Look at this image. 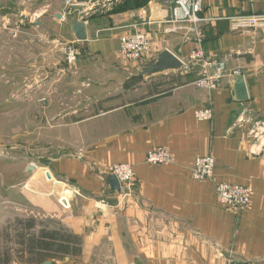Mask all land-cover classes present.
Here are the masks:
<instances>
[{"label": "crops", "instance_id": "0c3cea01", "mask_svg": "<svg viewBox=\"0 0 264 264\" xmlns=\"http://www.w3.org/2000/svg\"><path fill=\"white\" fill-rule=\"evenodd\" d=\"M144 1L140 8L91 16L88 40L79 42L78 61L66 72L75 94L103 103L104 110L62 124L58 156L39 158L43 167L23 165L7 174V218L30 211L58 219L82 238L80 256L42 264H264V151L252 155L247 129H233L241 104L264 121V34L233 33L230 23L264 15V0H200L198 25L175 21L170 0ZM136 33L151 44L140 62L120 53L122 39ZM68 35L76 41L71 25ZM199 49L209 62L240 69L247 102L237 101L241 77L225 78L213 92L199 89L196 78L164 91L135 84L140 78L133 73L163 52L187 62ZM201 109H212L214 119L197 121ZM157 148L170 151L173 163L147 164ZM208 155L216 162L214 180L197 181L194 162ZM121 164L133 168L136 183L126 199L112 190L106 173ZM218 183L249 187L247 209L237 214L220 205ZM70 194L66 210L59 199ZM7 264L29 263L15 257Z\"/></svg>", "mask_w": 264, "mask_h": 264}, {"label": "rangeland", "instance_id": "374dc122", "mask_svg": "<svg viewBox=\"0 0 264 264\" xmlns=\"http://www.w3.org/2000/svg\"><path fill=\"white\" fill-rule=\"evenodd\" d=\"M67 3L68 0H0L1 264L5 262L7 249L11 260L17 256L18 248L11 240L16 239L15 233L11 230L8 234L7 228L17 218L25 220L37 216L27 211L7 218V174L16 175L23 165L39 168L46 165L39 158L58 156L57 141L62 124L94 116L105 107L83 94L76 95L75 85L69 82L74 77L66 72L68 64L62 48L72 43L68 32L78 13L74 8L63 19L64 12L69 11ZM59 12L60 17L56 18ZM76 45L79 48V42ZM198 68V65H190L187 70L140 78L135 84L145 88L152 83L157 85V91H164L184 80L198 79ZM138 73L139 70L133 74ZM49 220L52 219L37 216L38 224Z\"/></svg>", "mask_w": 264, "mask_h": 264}, {"label": "built area", "instance_id": "2783aa9c", "mask_svg": "<svg viewBox=\"0 0 264 264\" xmlns=\"http://www.w3.org/2000/svg\"><path fill=\"white\" fill-rule=\"evenodd\" d=\"M122 0H93L87 6H75L73 0H68L67 10L62 18L65 19L71 10L77 8L76 19L84 23L86 27L90 23V18L94 14L111 12ZM247 1V0H241ZM108 4V5H107ZM168 5L174 6L175 21H186L198 25L202 20L198 14L201 12L200 0H170ZM108 7V8H107ZM181 12V15L178 14ZM231 32L233 33H255L260 31L264 34V15L239 16L230 19ZM151 50V44L146 34L136 33L124 37L121 41V55L132 62H140L146 53ZM66 56L68 67H73L78 61L80 49L76 42L64 45L62 48ZM184 62V69L189 66L200 67L199 77L195 84L199 89L210 92L220 88L222 81L227 77L234 79L242 77L240 69L229 70L225 61L212 63L205 59L202 49L193 52L187 62ZM44 102V100H43ZM239 111L233 129H247L246 138L252 143V155H260L264 151V121H259L254 117L251 109L242 107ZM195 118L200 122H211L214 119L212 109H201L195 112ZM147 164L151 166H166L173 163L170 151L164 148L152 149L148 152ZM216 162L213 156L208 155L198 157L193 165V177L200 182L213 181L215 175ZM107 175L114 176L118 180L121 191L120 198L133 197L136 187L133 168L128 164L115 165L106 171ZM217 199L220 205L230 211L239 214L247 209L251 203L252 191L247 186L230 185L218 183L215 186ZM72 195H64L59 199V204L66 210L71 208ZM105 204V202H103Z\"/></svg>", "mask_w": 264, "mask_h": 264}, {"label": "trees", "instance_id": "16d2710c", "mask_svg": "<svg viewBox=\"0 0 264 264\" xmlns=\"http://www.w3.org/2000/svg\"><path fill=\"white\" fill-rule=\"evenodd\" d=\"M144 4V0H126L123 6L116 8L112 13L140 8ZM11 230L16 237L15 240H11L18 248L15 250L16 258L22 262L42 264L49 260H63L67 256L75 258L80 256L82 251V238L71 233L56 220L38 224L35 218L25 220L17 218L13 225L7 228L8 234L12 232ZM9 252L7 249L4 264L12 259Z\"/></svg>", "mask_w": 264, "mask_h": 264}, {"label": "water", "instance_id": "95a60500", "mask_svg": "<svg viewBox=\"0 0 264 264\" xmlns=\"http://www.w3.org/2000/svg\"><path fill=\"white\" fill-rule=\"evenodd\" d=\"M93 0H73L75 6H87L92 3ZM60 17V16H59ZM71 28L77 42H85L88 40L87 27L84 23L79 22L77 19L72 20ZM184 68V62L176 57L169 51L163 52L159 57L152 62L140 67L139 73L135 75L137 78L153 77L159 74H168L171 72H178ZM236 96L239 103H245L248 101L247 89L245 86L244 78L241 77L237 81ZM48 178L51 179L48 173ZM108 184L113 191H121L120 184L116 177H108Z\"/></svg>", "mask_w": 264, "mask_h": 264}]
</instances>
